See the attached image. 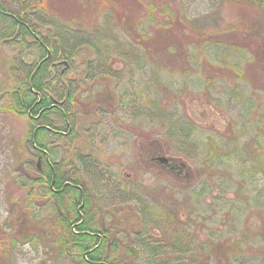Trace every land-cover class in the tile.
Wrapping results in <instances>:
<instances>
[{
	"label": "rangeland",
	"instance_id": "374dc122",
	"mask_svg": "<svg viewBox=\"0 0 264 264\" xmlns=\"http://www.w3.org/2000/svg\"><path fill=\"white\" fill-rule=\"evenodd\" d=\"M0 1L19 7V0ZM45 1L49 11L38 9L29 17L44 45L13 26L11 17L0 18V264H88L79 256V245L69 243L66 252L60 243L62 207L73 211L67 200L72 191L62 207L47 194L41 175L45 157L30 141L39 122L62 132L47 136L45 150L84 183L92 224L120 240L117 264L174 261L175 254H157L160 248L173 249L171 229L177 224L190 234L191 249L201 259L217 264L229 255L220 236L230 239V250L238 240L240 251L230 254V264L257 263L264 250V4L169 0L177 9L179 35L206 31L202 48L210 52L200 54L190 45L183 59L160 54V67L124 32L122 25L138 14V7L127 8L129 0ZM78 37L86 43L78 44ZM47 48L53 52L45 77L57 97L65 98L69 87L78 91L75 107L65 103L69 124L57 112L32 113L33 118L6 107L10 89L27 78ZM195 53L198 67L210 61L216 69V74L209 70L211 84L205 83V68L196 71ZM157 102L168 116L157 111ZM178 119L192 129L187 141L172 130ZM210 135L225 156L208 169L203 152L195 155L186 147L196 140L203 151ZM152 155L188 164L181 173L152 161ZM77 206L81 216L82 199ZM167 211L176 224L161 217ZM144 217L149 222L144 224ZM140 239L152 241L157 254L142 251ZM126 245L136 247L137 258L126 255Z\"/></svg>",
	"mask_w": 264,
	"mask_h": 264
},
{
	"label": "trees",
	"instance_id": "16d2710c",
	"mask_svg": "<svg viewBox=\"0 0 264 264\" xmlns=\"http://www.w3.org/2000/svg\"><path fill=\"white\" fill-rule=\"evenodd\" d=\"M250 1L260 3L261 5L264 4V0ZM129 2L131 4L127 3V8L132 10V8L134 9V7H138V14L134 17H130V19L122 25L124 27V32L134 42L142 45L147 52L152 55L153 59H155L160 67L164 65L160 54H170L169 56L171 57V60L173 57L183 59L186 56L185 51L187 50V47L191 48L190 45H194V47L199 48L200 54L206 53V56L209 54V49L206 51L205 48H202L203 42L207 41L205 39H208L206 31L203 30L201 33H197L198 35H194L193 33L186 35L184 31L183 33H185V37L179 35V28L176 27L179 24L177 11H175L177 9L172 6L169 0H129ZM38 9L48 12V3L45 0H19V7L13 9L7 7L0 1V18L4 16L11 17L13 26L17 29H26L27 33H32L40 44L44 45V38L41 34L35 31L34 27L29 22V17H31L30 14L36 12ZM124 17L128 18L129 16L126 15ZM19 31L21 32L22 30ZM77 39L78 41L76 42L78 44L86 43L83 39H81V37H78ZM63 41L64 39H60L59 42L61 43ZM52 42L56 41H50L51 45L55 44ZM50 50L51 49L47 48L45 58L38 61L36 68L31 70L30 74L27 75V78L24 81L21 80L22 82H19V85L10 89V101L6 107L17 112L28 113L31 117H33L31 115L32 113H35L36 116L39 117H46L51 112H57L63 114L66 117L67 124H69L70 116L68 115L69 112L65 107V103L70 102L75 107L76 93L78 91L69 87L65 91V98H61L62 100H60V97H57L58 94L56 92V87L50 86L49 81L45 77L46 71L52 65L49 61V54L51 53ZM198 56L199 53H195L191 59L193 60V64H196L195 69L199 73H204L205 68V70L208 71L205 83L211 84V80L214 78L213 74H216L217 71L213 66H211L210 61H206L205 64H201V67H198L200 64L198 62ZM184 64L185 62L183 61L182 65L184 66ZM209 70L213 72V74L210 73ZM161 100H163V97ZM157 106V111L161 112L162 116L168 114V112H166V107H164L163 104L161 105L157 102ZM169 115L171 120L174 121V118L171 117L172 114ZM188 126L186 121L178 119L174 126H172V130H174L180 138L184 137V140L187 141L191 135L187 132L188 130L192 131V129H188ZM61 133L62 132L60 130H54L48 125L39 122L34 126V130L30 134V141L34 143V145L36 144L39 146V151L43 152V157H45L47 167L41 172V175L43 173L45 174V183H48L49 193L47 194H49V196H54L55 199H58L60 201V207H62L63 198H65L66 193L72 191V194L67 198V200L69 201V206L73 208V211H69L68 208L64 206L62 207L64 209H62V218H60V222L62 224L61 231L59 233L60 243L66 252L71 250L69 243L79 245V256L88 264H115V262H117L118 254H112L110 252V250H112L110 246L113 245L114 242L110 243L108 241V237H112V240H114L115 236L108 229H102L97 225L92 224L94 214L90 208L91 202L87 196V190L84 183L80 182L77 176H74L73 173H71L73 175L71 176L69 171L65 170L66 164L64 161L55 160L49 155V152L47 154L44 150L47 144V136L49 134L57 136ZM196 136L201 135L198 134ZM237 136L238 135L235 134L234 138L238 139L239 136ZM197 138L201 139L202 137ZM189 142L191 143L188 144L189 149L186 147L187 152L195 155L198 152H203V164H205L208 169L215 167V165L220 163L221 159L225 156L222 145L214 135H210L207 138V141L202 144L203 151H199L200 147H197L198 144L196 140ZM186 164H188V161L185 160L183 162L182 159V161H178L177 163L173 162L172 166L174 170L182 173ZM37 168L39 169V166H37ZM200 173L205 174V171L200 170ZM80 199L84 202V210L83 213H81V216L80 211L82 209L79 211L80 208L77 206ZM145 206L146 212L152 214L151 207L147 204ZM68 211L71 213V216ZM161 217L164 220H167L168 223L172 221V224H176L175 221L178 220L177 218H173L172 214L168 211ZM144 220V224L149 222V217H146V219L144 217ZM171 230L173 231V235L170 243L173 246V249L166 251V253L170 252L175 254L174 261L170 258L165 259V257H162V259L156 263H154L152 259L146 260V264H212L208 261L207 256L204 259H201L195 255L196 252L193 251L190 246V234L186 233V231L181 232L180 230L183 229L179 224H177V226L174 225ZM67 237H70L71 241ZM216 238L220 241V243H222L221 246L224 248L223 252L229 253L225 259H218L217 264L232 263L233 259L230 257V254L234 255L240 251V247L238 246L239 243L237 242L238 240L236 241L234 250H230V248L228 249L227 247V242H229L230 239H221L220 236H217ZM215 241L216 240L211 239V246L215 247ZM153 246L154 245H148L147 248L152 250L154 249ZM63 249L62 251L64 252ZM129 249H132V247ZM129 249L127 250L129 251ZM160 250V252L158 251V256L164 254L166 249L160 248ZM259 253L260 259L254 264H264V250H262V256L260 251Z\"/></svg>",
	"mask_w": 264,
	"mask_h": 264
},
{
	"label": "flooded vegetation",
	"instance_id": "af4514ba",
	"mask_svg": "<svg viewBox=\"0 0 264 264\" xmlns=\"http://www.w3.org/2000/svg\"><path fill=\"white\" fill-rule=\"evenodd\" d=\"M45 150V149H44ZM46 151V150H45ZM164 157H166V156H159V155H152V161H159V162H161V163H163V165H165L166 166V168L168 167V168H171V169H173L174 170V168H173V166H172V163H173V160H172V158L170 157V158H168V161H166L165 159H164ZM41 158V157H40ZM179 160L180 161H182V159L181 158H179ZM145 220L143 219V221L142 222H144ZM114 234V233H113ZM112 236V235H111ZM115 237H114V240H112V237H108V241L110 242V243H113L114 242V244L113 245H111L110 247L112 248V250H110V252L112 253V254H118L117 255V257H119V255L121 254V249H120V244H119V242H120V240L119 239H117L116 238V235H114ZM140 242H142V244H144L145 246V248L144 249H142V251H145V252H147V254H149L150 256H152V254H157L156 252H157V250H155V249H152V250H150V249H148L147 248V246L148 245H152L153 244V242L152 241H144V240H142V239H140L139 240V243ZM130 247H132V249H129ZM125 249V253H126V255H129L131 258H134V257H136L137 258V256H138V251H137V249H136V247H134V245H126V248H124ZM127 249H129V251L127 250ZM167 250H165V252H166ZM160 252V251H159ZM154 256V255H153ZM146 261V260H145ZM115 264H117V262H115Z\"/></svg>",
	"mask_w": 264,
	"mask_h": 264
},
{
	"label": "water",
	"instance_id": "95a60500",
	"mask_svg": "<svg viewBox=\"0 0 264 264\" xmlns=\"http://www.w3.org/2000/svg\"><path fill=\"white\" fill-rule=\"evenodd\" d=\"M164 159H165L166 161H168V157H164Z\"/></svg>",
	"mask_w": 264,
	"mask_h": 264
}]
</instances>
